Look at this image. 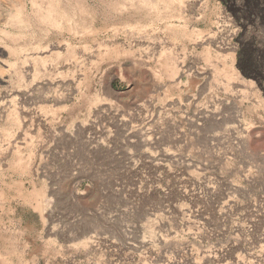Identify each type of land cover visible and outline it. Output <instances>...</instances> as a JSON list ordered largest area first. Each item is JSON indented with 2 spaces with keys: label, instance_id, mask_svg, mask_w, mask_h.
Here are the masks:
<instances>
[{
  "label": "rangeland",
  "instance_id": "1",
  "mask_svg": "<svg viewBox=\"0 0 264 264\" xmlns=\"http://www.w3.org/2000/svg\"><path fill=\"white\" fill-rule=\"evenodd\" d=\"M244 2L0 0V264H264Z\"/></svg>",
  "mask_w": 264,
  "mask_h": 264
},
{
  "label": "trees",
  "instance_id": "2",
  "mask_svg": "<svg viewBox=\"0 0 264 264\" xmlns=\"http://www.w3.org/2000/svg\"><path fill=\"white\" fill-rule=\"evenodd\" d=\"M243 10L258 19V25L264 24V0H245ZM239 63L245 76H264V48H256L250 43H244L243 51L239 55Z\"/></svg>",
  "mask_w": 264,
  "mask_h": 264
}]
</instances>
